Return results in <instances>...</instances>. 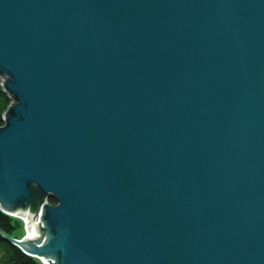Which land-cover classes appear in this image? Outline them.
I'll return each instance as SVG.
<instances>
[{
  "label": "water",
  "instance_id": "obj_1",
  "mask_svg": "<svg viewBox=\"0 0 264 264\" xmlns=\"http://www.w3.org/2000/svg\"><path fill=\"white\" fill-rule=\"evenodd\" d=\"M0 82L24 254L264 264V0H0Z\"/></svg>",
  "mask_w": 264,
  "mask_h": 264
},
{
  "label": "trees",
  "instance_id": "obj_2",
  "mask_svg": "<svg viewBox=\"0 0 264 264\" xmlns=\"http://www.w3.org/2000/svg\"><path fill=\"white\" fill-rule=\"evenodd\" d=\"M1 83V82H0ZM11 99L7 93L3 91L0 85V126H2L3 115L7 111ZM50 204H55L54 200H49ZM22 222L14 217L6 215L0 211V229L11 237L21 239L17 236V231L22 229ZM0 264H43L36 258L24 254L20 249L12 243L5 240L0 235Z\"/></svg>",
  "mask_w": 264,
  "mask_h": 264
},
{
  "label": "rangeland",
  "instance_id": "obj_3",
  "mask_svg": "<svg viewBox=\"0 0 264 264\" xmlns=\"http://www.w3.org/2000/svg\"><path fill=\"white\" fill-rule=\"evenodd\" d=\"M15 218V217H14ZM21 221V220H20ZM22 222V221H21ZM22 225H23V227H22V229H20L19 231H17V236L18 237H20V236H22V237H24L25 236V231H24V229H25V227H26V225L24 224V222H22ZM21 237V238H22Z\"/></svg>",
  "mask_w": 264,
  "mask_h": 264
},
{
  "label": "bare ground",
  "instance_id": "obj_4",
  "mask_svg": "<svg viewBox=\"0 0 264 264\" xmlns=\"http://www.w3.org/2000/svg\"><path fill=\"white\" fill-rule=\"evenodd\" d=\"M16 218V217H15ZM19 220H21L22 222H24V220L22 218H19ZM26 225V223H24Z\"/></svg>",
  "mask_w": 264,
  "mask_h": 264
}]
</instances>
